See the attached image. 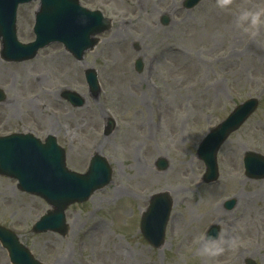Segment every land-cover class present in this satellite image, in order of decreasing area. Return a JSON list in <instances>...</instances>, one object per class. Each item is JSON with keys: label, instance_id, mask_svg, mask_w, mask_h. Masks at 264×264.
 <instances>
[{"label": "rangeland", "instance_id": "374dc122", "mask_svg": "<svg viewBox=\"0 0 264 264\" xmlns=\"http://www.w3.org/2000/svg\"><path fill=\"white\" fill-rule=\"evenodd\" d=\"M185 1L80 0L113 21L82 61L57 43L27 62L0 59V135L52 134L65 150L67 168L77 173L95 153L112 167L110 184L86 203L67 207L64 235L32 233L49 207L0 176V226L13 230L40 262L264 264V179L246 178L242 165L247 152L264 156V0H199L189 10ZM38 5L19 6L21 42L34 39ZM245 10L260 11L261 23H238ZM137 59L140 74L133 68ZM89 68L100 84L95 98L84 78ZM65 90L84 96V106L71 107L61 98ZM249 98L258 99V109L220 148L217 181L204 183L199 143ZM107 117L117 128L104 137ZM160 158L168 163L162 171L155 167ZM161 192L171 196L173 227L168 223L155 249L137 224L149 197ZM232 199L235 206L225 208ZM213 225L225 228L235 244L217 257L203 256L199 238ZM0 264H11L1 245Z\"/></svg>", "mask_w": 264, "mask_h": 264}, {"label": "water", "instance_id": "95a60500", "mask_svg": "<svg viewBox=\"0 0 264 264\" xmlns=\"http://www.w3.org/2000/svg\"><path fill=\"white\" fill-rule=\"evenodd\" d=\"M35 0H0V57L7 62H23L32 59L37 50L59 42L81 60L84 51L93 49L94 38L111 28V20L100 12H91L80 7L78 0H39L40 8L35 13L33 33L35 40L29 44L17 41L15 22L19 4ZM199 0H186L184 7L191 9ZM166 24V20L163 19ZM140 71L141 64H136ZM91 92L97 94V85L92 70L85 75ZM0 92V100L3 99ZM74 106H81L83 99L75 94L65 96ZM257 108V100L249 99L238 105L229 116L211 130L200 143L197 156L206 167L203 181L217 178L216 153L227 137L237 130ZM108 122V128L112 127ZM245 175L250 179H264V159L260 155L248 153L244 160ZM159 161V167H166ZM111 170L103 157L94 155L84 174L69 171L65 166L64 151L53 137L41 145L32 136L0 137V175L17 179L18 189L35 194L51 207L33 226L35 233L55 232L65 234V209L73 203H82L90 195L103 188L110 179ZM233 202H229L230 208ZM171 207L167 193L151 197L149 207L143 214L141 230L145 239L154 247L162 244L165 224ZM209 233L214 234L211 230ZM0 243L7 251L12 264H42L32 257L31 252L19 243L18 237L0 227ZM246 264H254L247 260Z\"/></svg>", "mask_w": 264, "mask_h": 264}, {"label": "clouds", "instance_id": "9594fccd", "mask_svg": "<svg viewBox=\"0 0 264 264\" xmlns=\"http://www.w3.org/2000/svg\"><path fill=\"white\" fill-rule=\"evenodd\" d=\"M221 6H223V4ZM261 15L260 11L245 10L239 15L238 23L243 24L244 22H247L248 24L255 26L258 23H261ZM199 242V252L201 255L207 257H217L223 254L226 248L234 246L235 239L228 235L225 228L218 227V231L214 234L204 233L199 238Z\"/></svg>", "mask_w": 264, "mask_h": 264}, {"label": "bare ground", "instance_id": "6f19581e", "mask_svg": "<svg viewBox=\"0 0 264 264\" xmlns=\"http://www.w3.org/2000/svg\"><path fill=\"white\" fill-rule=\"evenodd\" d=\"M86 52H87V50H86ZM146 99V98H145ZM145 99H144V101L141 99V102H145ZM154 122L156 123V121H155V119H154ZM152 124H154V123H152ZM157 127L155 126V129H156ZM120 193V192H119ZM119 193H117V194H115V195H118ZM214 194L215 193H211L210 194V200L211 199H213V198H215V196H214ZM247 197H244V198H238L240 201H242V200H244V199H246ZM233 203L235 204L236 203V200L234 199L233 200ZM218 209H220L219 207H216V211L218 212ZM93 222H95L96 224L98 223V220H94ZM173 225V224H172ZM121 256H122V254H121Z\"/></svg>", "mask_w": 264, "mask_h": 264}, {"label": "flooded vegetation", "instance_id": "af4514ba", "mask_svg": "<svg viewBox=\"0 0 264 264\" xmlns=\"http://www.w3.org/2000/svg\"><path fill=\"white\" fill-rule=\"evenodd\" d=\"M31 132V131H30ZM33 133V132H32ZM34 134V133H33ZM35 135V134H34ZM37 136V135H36ZM140 219H141V216L139 217V220H138V228H137V230H138V232H139V234L141 235V232H140V230H139V228H140ZM142 236V235H141ZM143 238V237H142ZM144 240V239H143ZM244 263H245V261H244Z\"/></svg>", "mask_w": 264, "mask_h": 264}]
</instances>
